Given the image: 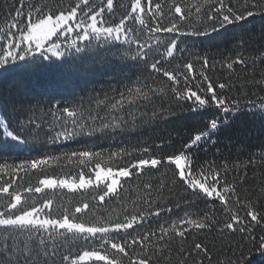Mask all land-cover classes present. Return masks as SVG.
I'll use <instances>...</instances> for the list:
<instances>
[{"label": "snow or ice", "instance_id": "1", "mask_svg": "<svg viewBox=\"0 0 264 264\" xmlns=\"http://www.w3.org/2000/svg\"><path fill=\"white\" fill-rule=\"evenodd\" d=\"M119 8L117 15V0H16L6 10L0 24V154L30 141L131 135L166 123L189 101L187 111L209 114L206 128L186 142L169 134L151 146L137 141L109 151L0 163V264H189L193 256L192 264H211L208 245L188 241L214 228L221 240L225 232L240 237L227 245L231 255L224 264H264V186L242 195L228 178L237 174L239 161L198 158L201 147L215 146L221 135L233 140L237 121L264 123V44L253 48L245 29L256 17L264 21V0H128ZM232 28L241 31L229 55L217 60L195 49L198 38L215 40ZM113 49L118 86L106 81L97 88L92 77L111 70L103 53ZM218 65L223 80L208 74ZM237 88L239 96L229 94ZM64 93L72 99L56 98ZM258 163L264 166V145L243 164V177ZM55 168L60 172L50 171ZM65 192L82 199L65 203ZM217 205L227 217L223 222ZM165 213L169 219L145 229L146 221Z\"/></svg>", "mask_w": 264, "mask_h": 264}, {"label": "trees", "instance_id": "2", "mask_svg": "<svg viewBox=\"0 0 264 264\" xmlns=\"http://www.w3.org/2000/svg\"><path fill=\"white\" fill-rule=\"evenodd\" d=\"M16 0H0V24H2L3 18L5 16L6 10L10 8L13 4H15ZM122 3L127 5L128 0H117V15L123 11V9L119 8V4ZM264 21H261V18L256 17L253 20H250L248 24L245 25V29L250 32L253 36V40L250 42L253 46L259 47L264 44V38L260 35L261 25ZM240 29L232 28L229 29L227 33L223 36L216 37L215 40H207L206 38H198L195 43V49H198L201 53L209 52L210 56H215L217 60L221 59V54L227 56L229 55V49L232 48L233 44L236 42V36L240 33ZM192 40L189 39V45H191ZM184 45H181L183 47ZM95 50H90L87 54L92 56ZM72 54L76 55L74 49L72 50ZM247 54V53H246ZM79 55H84L81 53ZM179 55V54H178ZM103 56L108 57L111 62V70L105 71L101 74L99 71L92 77L96 81L95 86L100 88L104 86L106 81H111L113 87H117L116 81L112 79L113 76H117V72L119 69V64L116 63L119 61V56L115 54V50L111 53H103ZM72 56H66L62 59H71ZM187 55L183 58L186 60ZM97 61L100 58H96ZM178 61H173L176 63ZM183 62V60L179 61ZM103 67V65H101ZM243 70L237 67V72L241 73ZM210 76L214 78H218L219 80H223L225 78V71L219 69V65L217 66V70H210L208 73ZM236 83V81H233ZM91 87V84L88 85ZM78 91V90H77ZM247 91L252 92L256 91L255 89L248 88ZM241 90L233 89L231 93L232 96H239ZM264 95V93H261ZM57 99L71 100L72 96L68 93H64L63 97L57 96ZM255 99V97H251ZM191 102H185L184 110L177 109V115L169 119L166 123L161 122L155 127H145L131 135H121L115 137H105V138H96V137H78L74 141H65L59 143H37L30 141L28 144L20 145L18 147L13 148L9 153L0 154V163H4L5 160L9 163L19 162L21 159H31L40 154H60L64 152H71L74 150H83V149H95L100 150L104 149L105 151L115 150L118 147H130L140 142L141 146H151L154 143H159L157 137H167L169 134L172 137L179 136L183 141H187L191 135L195 134V132L199 130H204L206 128V120L209 117L208 113L198 114L187 111ZM167 106V104L165 105ZM47 127V125L45 126ZM51 134V133H50ZM231 136L233 140L229 141L223 138V135L217 138V144L215 146L207 147V150H204V147H201V150L198 152V158L201 162L204 160H213L216 163H220L221 161L227 160L231 165L237 161L240 162L241 167L238 170L236 175H232L231 172L228 174V178L230 180H234L237 182V190L244 194L245 189L249 192H252L255 195V191L258 190L260 186H264V166H261L259 163L256 167L249 166L247 168V176L243 177L244 169L243 164L249 159V156L252 152H256L261 145H264V123H262L258 119H244L243 121H237L233 124ZM246 145V150L242 151L241 146ZM176 146H179V140L176 141ZM164 151H170V149H164ZM257 160H259V156H257ZM50 171H55L57 173L60 172L59 168L52 169ZM64 172H72L75 173L76 169L72 166H64ZM243 177V183L240 184L239 181ZM37 177L33 176L32 181L35 183L37 181ZM64 201L67 203L71 200L75 203L78 200H81L82 197L80 195H73L70 193H63ZM59 202V201H58ZM260 205L264 206V198L260 200ZM111 207V205H107ZM201 208H204V205L201 204ZM182 214L181 211H174L172 213V217L175 218L178 215ZM216 214L218 218L223 222L227 219L224 216L219 206L216 207ZM243 215V212H241ZM169 219L167 213L162 215L159 218H150V223L148 221L145 222V229L149 227H155L158 222H163L164 220ZM255 227V225H253ZM256 235L261 234V230L259 227L256 228ZM192 239H197L206 243L209 247L210 252L212 253V261L211 264H224V261L228 255H231L229 248L227 245L229 243L235 244L236 241L240 239L239 234L229 236L227 232L223 234V240H221V234L214 228L211 232L204 231L201 233H194L188 244L191 243ZM213 243L215 247H213ZM187 246V245H186ZM176 245H173L175 248ZM175 258V257H174ZM198 259L193 256L189 258V264H192V261ZM205 264H208V261L205 260Z\"/></svg>", "mask_w": 264, "mask_h": 264}]
</instances>
